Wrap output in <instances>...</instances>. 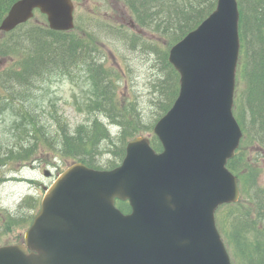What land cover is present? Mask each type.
I'll use <instances>...</instances> for the list:
<instances>
[{
    "label": "water",
    "instance_id": "water-1",
    "mask_svg": "<svg viewBox=\"0 0 264 264\" xmlns=\"http://www.w3.org/2000/svg\"><path fill=\"white\" fill-rule=\"evenodd\" d=\"M35 9L50 29L73 28L71 0H18L0 31ZM238 30L237 0H217L169 51L179 93L153 128L163 151L137 137L112 170L69 166L46 189L23 243L0 247V264H231L214 214L240 194L226 167L242 137L232 113Z\"/></svg>",
    "mask_w": 264,
    "mask_h": 264
},
{
    "label": "trees",
    "instance_id": "trees-1",
    "mask_svg": "<svg viewBox=\"0 0 264 264\" xmlns=\"http://www.w3.org/2000/svg\"><path fill=\"white\" fill-rule=\"evenodd\" d=\"M15 1L0 0V22ZM120 1L138 27L155 36L157 41H163L164 48L157 42L151 44L154 56L160 64L159 70L162 72L156 91L160 98L157 101L158 112L155 121L145 125L138 114L136 102L130 104L129 120H120L118 117L117 120H113L115 123L111 121L112 117L109 114L117 113V108L115 109L111 101H108L110 107L106 110L101 94L105 91V84L116 87L112 79L114 72L104 68L103 64H93L91 58L94 53L91 54V49L98 53L95 40L97 35H102L100 30H85L87 32L80 36L74 31H52L46 25L25 23L10 33H0V56L17 58L13 61L15 66L0 71V88L3 87L6 93L12 89L14 91L16 87L29 89L30 92L38 85L39 81L36 80L41 77L85 74L97 89L90 102L91 108L95 106V111L102 110L108 113L107 118L112 124L119 126L121 133L118 139L114 138L110 128L100 122L99 118L94 119L90 125L80 126L74 131L68 129L66 125L64 128L60 127L62 123L59 121L58 127L54 129L56 132L45 131L36 115L37 108L32 106L31 110L28 100H23L22 95L16 94L21 98L18 102L13 96L7 94L9 99L0 93V103L12 100L11 102L18 104L19 111L27 110L21 115V123L15 128L16 131L11 130L12 140L6 141V149L0 152V167L9 162L31 158L40 142L37 135L40 131L49 146L44 145L51 147L59 156L72 162H83L94 169H112L124 157L127 142L139 133L146 131L152 133L155 122L170 109L178 94V75L168 63V50L214 11L217 0ZM238 5L241 47L245 46L244 35L248 31L254 48L251 46L247 55L243 51L238 64L243 87L239 94L235 95L234 114L243 131V140H250L248 135H251L264 152V0H238ZM109 33L108 41L120 39L119 33ZM132 37L136 39L139 35L134 34ZM125 115L128 116L127 113ZM23 124L30 128L28 136L31 139L27 144L22 143L18 137L19 127ZM117 140L119 144L117 143V151L113 154L115 159L101 164L99 156L102 146L105 144L112 149ZM151 142L155 149H160V144L154 136ZM246 150L247 147L243 149L241 144L236 156L228 162L229 170L235 174L239 183L245 177L251 182L258 179L257 171L247 172ZM248 179L243 191L247 199L218 209L219 211L224 208L226 211L224 216L218 218L219 231L232 256L233 264H264V188L255 186L252 189ZM122 210H127L125 205H122Z\"/></svg>",
    "mask_w": 264,
    "mask_h": 264
},
{
    "label": "rangeland",
    "instance_id": "rangeland-1",
    "mask_svg": "<svg viewBox=\"0 0 264 264\" xmlns=\"http://www.w3.org/2000/svg\"><path fill=\"white\" fill-rule=\"evenodd\" d=\"M73 4L75 25L73 31L80 36L89 30H100L99 32L102 33V35L99 34L100 37L97 35L99 41L95 40L98 53H95V49H91V54L94 52L92 55L95 58L90 55L93 64H103L104 68L114 72L112 79L116 87L105 84V91L101 94L106 110L110 107L107 104L108 101H111L115 109L117 108V113L109 114L112 117L111 121L115 123L113 120H117L118 117L120 120H129L130 104L136 102L138 114L143 123L145 125L153 123L158 112L157 101L160 96L156 94V91L162 72L159 70L160 64L154 56L151 44L157 42L161 48H164L163 41H157L156 37L147 31L142 33L137 26L135 29L131 28L130 23H135L134 19L120 0H73ZM28 23L38 26L47 25L45 17L38 13ZM139 31L141 35L138 34ZM108 32L119 33L120 39L108 41ZM134 34L139 37L134 39L132 37ZM244 36L245 46L240 48L238 64H240L242 52L244 51L247 55L251 46L254 48L248 31ZM137 40L144 42L139 43ZM16 59L0 56V71L7 70L12 65L15 66L13 61ZM36 81H39L38 85L30 92L29 89L16 87L14 91L12 89L13 92L6 93L2 87L0 93L5 98H9L8 95L13 96L18 102L21 98L16 94L22 95L23 100H28L31 110L32 106L37 108L36 115L45 131L56 132L54 129L58 127V121L62 123L60 127L64 128L66 125L68 129L74 131L80 126L90 125L94 119L99 118L100 122L110 128L112 136L118 139L121 133L120 128L111 123L106 116L108 113L102 110L95 111V106L91 108L90 102L97 89L85 74L71 76L57 74L41 77ZM242 87L240 69L237 67L235 95L239 94ZM11 101L0 103V152L6 149V141L12 140L11 130L16 131L15 128L21 123V115L27 111H19L18 104ZM125 113L128 114L127 117ZM43 128L41 127L42 130ZM29 133L30 128L27 124L19 127L18 137L22 143L27 144L31 139L28 136ZM37 135L40 142L37 144L36 153L31 158L9 162L0 167V246L17 244L21 241L32 216L38 211L36 202L39 203L44 195V188L49 187L59 173L73 163L70 159L59 156L51 147H47L48 144L40 131ZM139 135L150 136L151 134L146 131ZM248 136L250 140L242 139L241 141L243 149L247 147L245 154L248 163L247 172L257 171L258 179L251 182L245 177L239 183L240 201L243 200V202L247 199L243 194L244 187L248 183L247 179L252 189L255 186L264 188V152L258 146V141L251 135ZM117 143L119 144L118 140L115 146L111 147L112 149L105 144L102 146L99 156L101 164L115 159L113 154L117 151ZM45 171H49L50 176H44ZM225 213L224 208L216 212L218 229V218ZM6 220L9 222L7 223ZM230 257L233 262L231 255Z\"/></svg>",
    "mask_w": 264,
    "mask_h": 264
}]
</instances>
